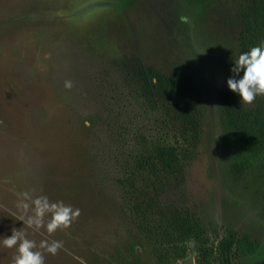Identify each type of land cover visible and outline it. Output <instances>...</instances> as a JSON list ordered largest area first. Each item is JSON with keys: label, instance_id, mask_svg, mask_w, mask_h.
<instances>
[{"label": "rangeland", "instance_id": "rangeland-1", "mask_svg": "<svg viewBox=\"0 0 264 264\" xmlns=\"http://www.w3.org/2000/svg\"><path fill=\"white\" fill-rule=\"evenodd\" d=\"M252 1L0 0V232L25 227L10 217L20 193L46 195L79 213L52 233L26 228L37 243L59 242L44 264H124L137 230L118 178L134 131L154 134L157 118L133 75L178 68L193 79L201 134L162 199L213 245L229 231L256 241L227 264H264V160L230 172L233 136L219 105ZM195 243L186 240L177 264H196ZM13 251L0 246V264ZM215 254L212 264H226Z\"/></svg>", "mask_w": 264, "mask_h": 264}, {"label": "trees", "instance_id": "trees-1", "mask_svg": "<svg viewBox=\"0 0 264 264\" xmlns=\"http://www.w3.org/2000/svg\"><path fill=\"white\" fill-rule=\"evenodd\" d=\"M239 41L241 50L264 41V0H253L244 10ZM133 82L135 92L157 118L154 134L134 131L132 151L118 178L137 230L129 242L130 257L124 264H151V259L153 264L182 263L188 238L196 242V264H212L214 259H219L215 254L218 251L226 264L231 254L253 253L256 241L232 231L213 245L200 225L162 199V194L182 174V156L190 154L201 134V109L192 77L182 69L163 72L149 65L136 70ZM219 105L233 136L230 172L236 173L253 159L264 160V95L243 103L226 87L220 94ZM172 121L178 124L169 131L167 127Z\"/></svg>", "mask_w": 264, "mask_h": 264}, {"label": "clouds", "instance_id": "clouds-1", "mask_svg": "<svg viewBox=\"0 0 264 264\" xmlns=\"http://www.w3.org/2000/svg\"><path fill=\"white\" fill-rule=\"evenodd\" d=\"M229 75L225 78L227 88L238 95L239 102L251 103L257 95H264V41L237 51L230 56ZM70 87V81L65 82ZM16 212L10 217L25 227H8L7 234L0 232V246L14 249L9 264H44V252L55 254L60 246L58 241H37L28 238L26 228L39 230L41 226L48 233L57 227L67 226L79 209L60 200H49L46 195L20 193Z\"/></svg>", "mask_w": 264, "mask_h": 264}]
</instances>
